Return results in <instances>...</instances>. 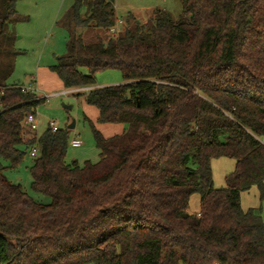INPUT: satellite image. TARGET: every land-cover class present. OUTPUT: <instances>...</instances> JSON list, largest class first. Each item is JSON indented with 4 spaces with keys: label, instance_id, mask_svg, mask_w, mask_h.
Listing matches in <instances>:
<instances>
[{
    "label": "trees",
    "instance_id": "16d2710c",
    "mask_svg": "<svg viewBox=\"0 0 264 264\" xmlns=\"http://www.w3.org/2000/svg\"><path fill=\"white\" fill-rule=\"evenodd\" d=\"M182 1L183 19L130 13L114 36L115 0H75L72 24L107 38L70 35L50 69L90 88L98 123L124 125L105 137L85 116L97 162H69V125L38 136L26 124L46 98L0 82V264H264V220L241 205L253 186L264 198V0ZM17 2L0 0V50ZM104 70L124 82L97 87ZM27 154L49 204L4 173L2 159L16 168ZM218 158L236 161L224 187Z\"/></svg>",
    "mask_w": 264,
    "mask_h": 264
},
{
    "label": "rangeland",
    "instance_id": "374dc122",
    "mask_svg": "<svg viewBox=\"0 0 264 264\" xmlns=\"http://www.w3.org/2000/svg\"><path fill=\"white\" fill-rule=\"evenodd\" d=\"M74 3L75 0H18L17 17L1 38L0 82L28 87L34 86L38 79L39 91L43 93L41 97L47 99L37 110V135L40 136L49 127V121H55L61 128L75 123L70 132V140L77 137L83 144L80 147L69 144L67 160H78L79 163L83 160L97 162L99 150L93 132L85 121V108L89 107L98 113L97 107L86 106L82 88H76L74 91L64 88L61 80L50 71V65L57 61L70 35L83 33L86 42H96L99 37L107 38V33L101 28L91 27L83 31L72 24ZM115 9L116 19L126 20L127 15L133 13L141 22H146L156 9L169 13L174 20H181L185 16L182 0H115ZM127 25L126 20L125 29ZM95 78L97 87L124 82L122 73L118 70L100 71ZM65 91L67 92L63 93ZM79 92L81 95L77 94ZM225 161L228 164L212 165L216 187L226 186V176L235 169L236 162L233 159ZM2 162L4 173L11 182L20 184L36 201L51 203L50 197L36 193L31 188V167L34 159L29 154L16 168H12L7 160L2 159ZM232 166L233 171L225 174V170ZM200 200L199 194L191 197L188 208L190 214L200 211ZM250 200L258 204L251 209L264 217V198H261L257 186L246 195L244 204Z\"/></svg>",
    "mask_w": 264,
    "mask_h": 264
},
{
    "label": "crops",
    "instance_id": "0c3cea01",
    "mask_svg": "<svg viewBox=\"0 0 264 264\" xmlns=\"http://www.w3.org/2000/svg\"><path fill=\"white\" fill-rule=\"evenodd\" d=\"M41 70V69H40ZM50 71L54 74V75H56L57 77H58V75L55 73V72H53L51 69H50ZM59 78V77H58ZM60 79V78H59ZM61 80V79H60ZM37 82H36V84L34 85V86H31L30 85V87H32V88H34V89H36V91L40 94V96H42L43 95V93L42 92H40L39 91V87H40V85H39V82H38V79L36 80ZM61 83H62V86L64 87V83H63V81L61 80ZM65 88V87H64ZM67 89V88H66ZM90 88L89 87H85V88H82V90L84 91V92H86V91H88ZM68 90H71V91H74L75 89H68ZM82 91V92H83ZM80 93V92H79ZM78 94V93H77ZM84 96V95H83ZM84 101H85V98H84ZM85 103H86V101H85ZM86 106H92V105H89V104H87L86 103ZM95 107V106H94ZM98 109V108H97ZM85 113H86V116L90 119V120H92L95 124H96V127L101 131V133L105 136V137H111V136H114V135H117V134H121L123 131H124V125L123 124H101V123H98V117H99V115H100V112H99V109H98V113L97 112H95V111H92V110H90L89 109V107H86L85 108ZM37 116V121H38V114L36 115ZM38 123H39V121H38ZM37 131V130H36ZM227 159H229V158H218V159H214L213 161H212V165L213 166H215V165H217V164H228L227 163V161H225V160H227ZM78 161V160H77ZM84 161H86V160H83V162ZM235 161V160H234ZM79 162V161H78ZM82 162V163H83ZM236 162V161H235ZM235 167H236V165H235ZM233 166H232V168H227L226 170H225V174H227V173H230L231 171H233ZM213 174H214V171H213ZM253 187H255V186H253ZM253 187L249 190V191H247V192H244L243 194H242V197H241V205H242V208H243V210L244 211H248L249 209H251V208H253V207H256L258 204H257V202L256 201H252V200H250V202L249 203H246V204H244V202H245V197H246V195L247 194H249L252 190H253ZM248 197V196H247ZM252 207H251V206ZM261 215V214H260ZM262 216V215H261ZM262 218H263V220H264V217L262 216Z\"/></svg>",
    "mask_w": 264,
    "mask_h": 264
},
{
    "label": "built area",
    "instance_id": "2783aa9c",
    "mask_svg": "<svg viewBox=\"0 0 264 264\" xmlns=\"http://www.w3.org/2000/svg\"><path fill=\"white\" fill-rule=\"evenodd\" d=\"M125 26H126V20L125 19H116L115 24L110 27L109 32L111 35L118 36L122 32H124ZM20 87L24 92H37L36 89H34L30 86L26 87L24 85H20ZM66 92L67 91H65L63 93H66ZM26 124L31 130L36 131L38 129L37 116L35 114H29L26 118ZM49 128L53 132H56L61 127L55 121H49ZM261 142L264 144V138L261 139ZM82 144H83V142L77 137H74L73 139L70 140V145L73 147H80ZM37 154H38V148L35 146L31 150V156L35 157V156H37Z\"/></svg>",
    "mask_w": 264,
    "mask_h": 264
},
{
    "label": "water",
    "instance_id": "95a60500",
    "mask_svg": "<svg viewBox=\"0 0 264 264\" xmlns=\"http://www.w3.org/2000/svg\"><path fill=\"white\" fill-rule=\"evenodd\" d=\"M68 108H71V106H68ZM75 127V123H72L68 126L69 129H73ZM1 236H4L1 232H0Z\"/></svg>",
    "mask_w": 264,
    "mask_h": 264
}]
</instances>
